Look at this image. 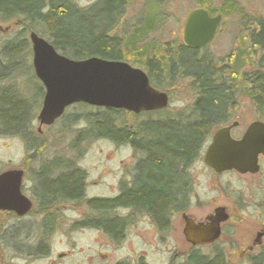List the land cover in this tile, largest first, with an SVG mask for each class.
<instances>
[{"label":"rangeland","instance_id":"374dc122","mask_svg":"<svg viewBox=\"0 0 264 264\" xmlns=\"http://www.w3.org/2000/svg\"><path fill=\"white\" fill-rule=\"evenodd\" d=\"M70 1L75 7L87 10L98 0ZM150 3L148 0H131L123 15L117 19L111 35L125 39L140 26H145L146 20H153L154 31L141 38L136 49L141 51L147 47V51L151 52L149 57L154 54L164 56L165 49L172 50L182 45L185 20L199 5L195 0H161L157 7ZM207 7L215 14H222L224 19L214 42L198 57L205 56L217 71H226L228 66L232 67L229 65L231 59L235 61L233 56L243 50L241 44L246 42L245 29L250 22L261 20L264 23V0H209ZM220 9L229 13L223 14ZM19 32L16 22H0V46L19 38ZM37 33L47 39V33L41 27ZM29 35L26 34L24 39H28L30 49L27 56L21 59L26 71L19 70L20 73L0 83V89L13 85L35 104L28 131L35 137L36 146L34 149L29 146L24 136L4 135L0 131V173L23 169V193L34 205L24 217L0 212V264H140V260L144 264H186L188 255L184 253L189 245L182 233L181 212L173 215L170 231H161L146 215L132 216L130 210L117 209L110 215L123 219L132 217L124 238L118 241L110 239L101 230L81 227L82 222L97 216L84 201L51 205L42 213L34 195L36 175L42 167L54 162L72 163L86 174L84 199L105 200L117 197L122 187L130 183L135 163L141 155L127 144H117L106 138L78 139L79 132L89 128L86 117L99 114L104 108L76 104L53 125L40 124L38 117L44 95L41 97L38 90L42 84L34 73ZM129 64L145 71L140 65ZM242 70L240 74L248 78L257 70L264 71L262 57H255ZM158 90L168 94L167 108L142 114L125 111L117 116V125L137 127L145 120L174 118L192 111L197 93L190 79L173 76L164 80L163 87ZM255 121H259L256 106L249 96L239 92L237 102L229 108L223 123L237 122L238 131H244ZM206 146L207 141L199 159L187 171L191 182V204L187 214L203 218L219 207H227L231 218L226 227H231V230L224 231L221 240L203 253L211 258L221 253L226 264H250L259 254L258 250L243 251L255 241L264 225V160L260 162V170L256 174L234 171L218 176L205 169L202 155ZM47 215L52 221L48 231L43 229ZM13 233L15 237L11 236ZM40 243L46 249L39 253L36 248Z\"/></svg>","mask_w":264,"mask_h":264},{"label":"trees","instance_id":"16d2710c","mask_svg":"<svg viewBox=\"0 0 264 264\" xmlns=\"http://www.w3.org/2000/svg\"><path fill=\"white\" fill-rule=\"evenodd\" d=\"M148 1L155 7L161 4V0ZM195 1L199 7L215 14L207 7L209 0ZM130 2L98 0L85 10L75 7L70 0H0V22L14 21L20 28L19 38L0 46V83L26 71L21 59L27 56L30 48L24 37L31 32L37 33L40 27L47 33L46 40L71 59L97 57L132 62L143 67L151 85L157 89L163 87L164 80L176 75L193 81L197 94L188 115L145 120L137 127L118 126L117 116L125 112L120 110L103 109L99 114L86 117L89 128L79 132L78 139L106 138L117 144H127L141 155L135 163L132 180L122 187L117 197L85 200L86 174L69 162H54L42 167L36 175L34 195L42 213L51 205L84 201L97 216L82 222L81 227L101 230L115 241L124 238L132 218L111 216L110 213L117 209L130 210L132 216L146 215L161 231L170 229L174 214L187 211L191 190L187 171L199 159L215 127L223 123L229 108L237 102L239 92L251 98L258 119L264 121V71L257 70L250 78L240 74L255 57H262L264 61V23L261 20L250 22L245 29L246 42L241 44L243 50L233 56L235 61L231 59L229 65L232 67L217 71L205 56L199 59L198 50L183 45L165 49L164 56L154 54L149 57L151 52L147 47L138 51L139 40L154 31L153 20H146L145 26H140L125 39L111 35L117 19ZM219 12L229 13L222 9ZM38 90L42 97L45 94L43 86ZM34 108L35 104L22 96L15 86L1 88V133L24 136L34 149L35 137L28 131ZM51 225V216L47 215L43 229L48 231ZM45 249L41 243L36 248L39 253ZM224 260L222 254L211 258L194 253L187 257L186 264H226ZM140 264L144 262L140 261ZM250 264H264V248Z\"/></svg>","mask_w":264,"mask_h":264},{"label":"water","instance_id":"95a60500","mask_svg":"<svg viewBox=\"0 0 264 264\" xmlns=\"http://www.w3.org/2000/svg\"><path fill=\"white\" fill-rule=\"evenodd\" d=\"M222 16H211L197 8L187 17L184 44L190 48H206L214 39ZM33 68L45 94L38 120L50 126L76 104L142 114L164 110L169 96L151 85L145 71L124 61H108L93 57L74 60L59 53L35 32L29 35ZM230 128L220 129L208 147L204 163L217 174L235 171L256 174L259 157H264V122H253L242 139L234 140ZM23 170L0 173V212L26 216L33 208L32 200L23 193ZM185 238L195 246L211 244L221 234V224L229 220L225 208L219 207L207 218V224L196 225L186 215ZM262 234H259L260 238Z\"/></svg>","mask_w":264,"mask_h":264},{"label":"flooded vegetation","instance_id":"af4514ba","mask_svg":"<svg viewBox=\"0 0 264 264\" xmlns=\"http://www.w3.org/2000/svg\"><path fill=\"white\" fill-rule=\"evenodd\" d=\"M198 8H201V7H198ZM203 9H204V8H203ZM205 10H206V9H205ZM206 11H207L211 16H218V15H221V16H222V22H223L224 16H223L222 14H212V13H210L208 10H206ZM191 12H192V11H191ZM191 12H190V13H191ZM190 13H189V14H190ZM189 14H188V15H189ZM187 17H188V16H187ZM186 19H187V18H186ZM185 22H186V20H185ZM222 22H221V24H222ZM221 24L219 25V27H218V29H217V32H216V34H215V37H214L213 41H212V42H211L206 48H201V49H200V48H190V47H187V46L184 44V40H183V36H184V27H183L182 45H183L184 47H186V48H189V49H195V50H198V54H199L201 51L206 50V49H207V48H208V47L214 42V40H215V38H216V36H217V34H218V30H219ZM184 26H185V23H184ZM258 120H259V119H258ZM259 121L264 122V121H262V120H259ZM251 124H252V123H250L249 125H247V127H246V129H245L244 131H238L239 124H238L237 122H233V123H231V124H228V123H222V124L218 125V126L216 127V129H214L213 132L211 133L210 139L207 140V146H206V148H205V152H204V154L202 155V161H203V163H204V157H205L206 151H207L208 147L210 146V144L212 143L214 135H215L220 129H223V128H230V130H229V134H230L231 138L234 139V140H240V139H242V137L244 136V134L247 132V130H248V128H249V126H250ZM203 150H204V149H203ZM262 160H264V157H263V156H260V157H259V164H260V162H261ZM204 165H205V169H206L207 171L212 172V173H214V174H216V175H218V176H223L224 174H227V173L229 174V173L234 172V171H230V172H224V173H221V174H217L213 169H211L210 167H208L205 163H204ZM22 170H23V169H22ZM23 171H24V170H23ZM24 177H25V171H24ZM190 200H191V198H190ZM190 200H189V206H188L189 209H190V204H191ZM188 208H187V209H188ZM225 210H226V213L229 215V220H230V218H231V213H230V211L228 210L227 207L225 208ZM214 211H215V210H214ZM214 211L211 212V213H209V215H206V216L203 217V218H196L195 216H193V215H191V214H187V211H185V212H181V218H182L181 224H182V233H183V236L185 237V235H184V230H185V228H186V224H185V221H184V219H183L184 215H186V216H187L191 221H193V223L196 224V225H199V224H207V223H208L207 218L210 217V216H212V215L214 214ZM229 220H228V221H229ZM228 221H227V222H228ZM227 222L221 224V226H220V229H221L220 237H219L215 242H213V243H211V244H205V245H201V246H195V245L191 244L190 242H188V241L186 240V238H185V240L187 241V243H188V245H189V249H188V251H187L186 253H184V255H188V256H189V255L194 254V253H199L200 255H204L203 250L213 247V245H214L216 242H218L219 240H221L223 234H225L226 232H229V231L231 230V227H229V228L226 227V226H228V225H226ZM171 226H172V222H171ZM171 226H170V229H171ZM170 229L167 230V231H170ZM224 231H225V233H223ZM259 234H262V236H261L260 238L258 237ZM258 235L256 236L255 241L253 240V242H252L251 244H248V245L244 248V251H243L244 253H245V252H246V253L254 252V251H257V250H258V252H260V250L262 249V243H263V241H264V225H262L261 230L259 231ZM237 248H240L239 245H237ZM216 254H218V253H216ZM220 254H221V253H220ZM204 256H206V255H204ZM207 256H208V255H207ZM140 261H142V260H140Z\"/></svg>","mask_w":264,"mask_h":264}]
</instances>
